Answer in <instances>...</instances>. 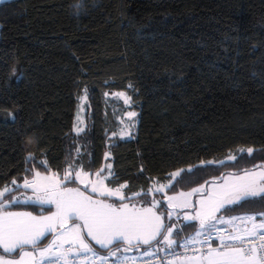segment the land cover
Here are the masks:
<instances>
[{
  "label": "trees",
  "instance_id": "1",
  "mask_svg": "<svg viewBox=\"0 0 264 264\" xmlns=\"http://www.w3.org/2000/svg\"><path fill=\"white\" fill-rule=\"evenodd\" d=\"M75 3L0 4V188L13 178L23 181L29 151L59 175L69 164L94 173L111 162L114 176L106 182L127 183V194L146 191L153 178L166 182L169 173L201 160L224 164L196 170L192 184L167 192L220 181L264 161V151L242 159L238 152L264 149V0H87L80 15ZM85 86V131L77 136L73 127ZM114 92L128 93L132 105ZM128 110L137 112L134 134L111 137ZM229 154L238 160H227ZM158 197V208L167 209ZM136 199L151 204L153 198ZM260 199L218 214H258L264 211ZM10 206L51 210L36 203ZM186 224L197 225L183 222L173 233L178 242L196 229Z\"/></svg>",
  "mask_w": 264,
  "mask_h": 264
},
{
  "label": "snow or ice",
  "instance_id": "2",
  "mask_svg": "<svg viewBox=\"0 0 264 264\" xmlns=\"http://www.w3.org/2000/svg\"><path fill=\"white\" fill-rule=\"evenodd\" d=\"M4 0H0V4ZM87 0H76L74 5L75 14H86ZM131 87V86H130ZM87 86L83 89V95L78 96L81 102L88 99ZM105 95H108L105 93ZM124 98V103L130 105L131 97L125 96L123 92L114 93ZM82 109V104L78 105ZM137 115L129 111V118ZM13 123L17 117L8 113ZM79 121V112L77 113ZM134 125L130 124V127ZM73 131L79 136L85 131L78 124L74 125ZM115 135V133H114ZM34 141L38 146L39 140L34 137H27L29 144ZM264 151L247 147L238 149L242 159L244 154L252 157L254 152ZM77 149V155H79ZM46 153L41 151V157ZM108 154L105 158L107 159ZM229 161H237L234 154L227 156ZM224 164V161L201 160L199 165L188 166L177 169L168 174V182L161 183L159 179L153 178V182L147 190H141L127 194L124 190L129 187L127 183L119 184L118 187H109L105 181L114 176L111 171V164L94 174L74 167L69 164L61 179L57 173L50 172L47 160L37 157L36 153L29 151L25 156V168L23 183L18 184L17 180H11V186L5 185L0 188V264H73L69 257L73 254L92 253L98 260L105 257L98 255L93 244L100 249L108 250L111 255L113 247L124 245V251L132 247L142 248L153 244L157 251H167L171 259H166L165 264H264V211L243 217L232 216L225 219L224 215H217L231 211L228 206L244 202L256 203L251 200L254 197H261L259 203L264 207V161L254 164L252 169H242V174H229L220 177L223 183L217 184L213 179L211 184L208 181L190 191H179L175 195H168V189H174L177 184H192L196 170H206L207 165ZM39 168H44L41 172ZM107 170V175L105 171ZM143 171V168L141 169ZM73 172L75 173L73 175ZM49 173V174H45ZM95 179H92V176ZM31 177V178H29ZM79 183L81 188L68 187V184ZM114 183V181H113ZM207 185V187H206ZM20 187L31 189L35 194V201L41 206L45 204L54 205L55 211L51 215L34 216L30 212L4 211L9 205L20 203L19 197L12 195ZM154 193H163V200L167 201L165 213H158L156 209L162 206V200L153 197L150 206H137L132 201L137 197H147ZM10 196V198H5ZM198 196L199 199L193 200ZM32 198L29 197L28 200ZM112 201V202H109ZM27 202V201H26ZM192 208L193 214L185 213L186 222L198 221L199 227L179 247L185 250V254H178L174 245L178 241L173 238L175 225L165 223V219L171 221L177 209ZM257 216L261 217L257 222ZM241 221L236 224L235 221ZM217 223L228 224L230 230L225 231L217 227ZM185 226L196 227L186 224ZM54 234V239L47 247H40L46 234ZM58 233V234H57ZM179 236L180 232L177 231ZM215 235L219 245L213 247L209 243L210 238ZM203 237V239H201ZM202 245V247L189 248V245ZM203 245H206L204 247ZM67 246V247H65ZM30 248L31 251L26 249ZM55 249V253H53ZM191 252V255L187 253ZM146 251L145 255H152ZM18 258H15L17 257ZM88 255L83 256L81 264L90 260ZM127 257H124L121 264H126Z\"/></svg>",
  "mask_w": 264,
  "mask_h": 264
},
{
  "label": "crops",
  "instance_id": "3",
  "mask_svg": "<svg viewBox=\"0 0 264 264\" xmlns=\"http://www.w3.org/2000/svg\"><path fill=\"white\" fill-rule=\"evenodd\" d=\"M5 1H8V0H4V2ZM109 158V157H108ZM51 172H53V171H51ZM87 172V171H86ZM240 174H242V173H239V174H236V175H240ZM229 174H226L225 176H228ZM93 178L95 177L94 175L92 176ZM168 181H166V182H163V183H167ZM216 183L217 184H221V183H223V180H220V181H216ZM106 184H107V182H106ZM209 184H211V182L209 183ZM108 185V184H107ZM109 186V185H108ZM109 187H113V186H109ZM206 187H207V185H206ZM81 190H83V189H81ZM189 191V190H188ZM174 194H177V193H174ZM158 195H163L164 196V194L163 193H154V194H152V195H150V197H154L155 199H158L159 197H158ZM156 196V197H155ZM193 200H196V199H199V197L198 196H196V197H193L192 198ZM109 202H112V201H109ZM132 203H136L137 204V206L139 207V206H141V204H143V206H150V204H144V203H141L140 201H138L137 199L136 200H134V201H132ZM37 204V203H36ZM167 205V204H166ZM43 206H50L51 207V210H49L48 212H45V213H37V212H35V211H33V210H31L30 208H24V207H20V206H8L6 209H4V211H11V212H30V213H32V215H34V216H41V215H45V216H47V215H51V213L52 212H54L55 211V207H54V205H50V204H45V205H43ZM169 209H165V210H162V208H157L156 209V211L158 212V213H165L166 214V212L168 211ZM178 210H182V209H177L176 210V212L174 213V215L172 216V218H171V221H169V220H167V219H165V223L167 224V223H171V224H174L175 225V229H174V231L176 230V229H180L181 228V224L183 223V222H186L185 220H184V215H185V213H188V214H193V209L192 208H186V211L185 212H182V213H178ZM218 216H219V214H217ZM247 215H253V214H241V215H234V216H239V217H243V216H247ZM230 217H232V216H224V218L225 219H229ZM260 219H262L261 217H259V216H257V222H259L260 221ZM190 222H196V228H198L199 227V222L198 221H190ZM235 223L236 224H241V221H235ZM220 223H217V225H219ZM225 225H228V224H225ZM229 226V225H228ZM241 226H243L242 224H241ZM230 227V226H229ZM196 230V229H195ZM195 230L192 232V233H190V234H187V235H185V236H183L182 238H181V240H180V242H178V244L177 245H174V246H178L180 243H183L184 242V240H186L189 236H191L194 232H195ZM174 233V232H173ZM58 234V233H57ZM174 238V237H173ZM43 239H49V242L47 243V244H45L44 246H41V248H43V247H47L48 246V244L49 243H51V241L54 239V234H52V233H48V234H46V238H43ZM42 239V240H43ZM174 239H176V238H174ZM177 241H179L178 239H176ZM90 243H92L93 244V247H94V249H100L99 248V246L98 245H95L94 244V242H91L90 241ZM124 245H119L118 246V249H117V247L112 251V252H115L116 254L115 255H128V254H136V255H139V254H141V253H143V252H146V251H148V250H151V249H156V247H155V244H153V246L151 247V248H148V247H142V248H136V247H132L129 251H124L123 249H124ZM2 250V249H1ZM26 250H28V251H31V249L30 248H28V249H26ZM0 254H3L2 252H0ZM15 258H18V256L17 257H15Z\"/></svg>",
  "mask_w": 264,
  "mask_h": 264
},
{
  "label": "built area",
  "instance_id": "4",
  "mask_svg": "<svg viewBox=\"0 0 264 264\" xmlns=\"http://www.w3.org/2000/svg\"><path fill=\"white\" fill-rule=\"evenodd\" d=\"M218 228L223 229L225 231L230 230V227L228 225L225 224H220L217 225ZM201 239H203V237H201ZM209 243L212 244L213 247H216L219 245V240L215 237V235H213L210 240ZM204 247H206V245H203ZM67 247V246H65ZM193 247H202V245H189V248H193ZM175 251L178 254H185V250L181 247L178 246H174ZM150 252H152V255H145V252L136 255V254H128V255H111L110 252H97L98 255L104 256L105 259L104 260H98L96 258V256H93L92 253H87V254H81L80 256H76L75 254L71 255L69 257V260L73 262V264H81V261L83 260V256L84 255H88L89 257H91L90 260L88 261H84V264H121V261L123 260L124 257H127V261L126 264H165L166 259H171V257L169 256L168 252H160L157 251V249H151L148 250ZM53 253H55V249H53ZM188 255H191V252L187 253Z\"/></svg>",
  "mask_w": 264,
  "mask_h": 264
},
{
  "label": "rangeland",
  "instance_id": "5",
  "mask_svg": "<svg viewBox=\"0 0 264 264\" xmlns=\"http://www.w3.org/2000/svg\"><path fill=\"white\" fill-rule=\"evenodd\" d=\"M114 93H120V92H114ZM114 93H112V97H114L115 99H117V100H119V101H121L125 106H130V105H132V103L130 104V105H126L125 103H124V98L123 97H118V96H116V95H113ZM124 94H125V96H127V97H130L129 96V94L128 93H126V92H123ZM87 101H88V99L86 100V101H84V102H81L80 100H79V105H81L82 104V109L81 108H78V110H77V113L79 112V121L77 120V114H76V118H75V124L74 125H79L80 127H83V128H85V113H86V104H87ZM129 111H134V112H136L135 110H128L127 112H125L124 114H123V116L121 117V129H120V131L119 132H117V133H115V135H114V133L113 134H111V137H114V136H118V137H121V138H127V137H130V136H132L133 134H134V131H135V128H136V125H137V115L135 116V117H132V118H129L128 116H127V113L129 112ZM137 113V112H136ZM130 124L131 125H134V126H132V127H130ZM74 128V127H73ZM108 154V156L107 157H110V154L109 153H107ZM106 164H111V162H106L104 165H103V167L102 168H104L105 167V165ZM39 170L41 171V172H44L45 171V169H41V168H39ZM51 172V171H50ZM88 172V171H87ZM95 173V172H94ZM93 173V174H94ZM45 174H49V173H45ZM75 173L73 172V175H74ZM105 175H107V170L105 171V173H104ZM63 175H64V173L62 174V175H59L58 174V176L62 179L63 178ZM29 178H31V177H29ZM92 179H95V177L93 178V177H91ZM168 181V180H167ZM17 183L18 184H22L23 183V181L22 182H18L17 181ZM78 183V182H77ZM105 183H106V181H105ZM79 184V183H78ZM200 185V184H199ZM199 185H197V186H199ZM9 186H11V183L9 184ZM68 187H73V188H81V189H83V185H81V184H79V186H74V185H67ZM197 186H195V187H197ZM189 191L191 190V189H188ZM188 190H181V191H188ZM179 192V191H178ZM178 192H171V191H168L167 192V194L168 195H175L174 193H178ZM12 195H16L17 197H19V200H20V203H34V201H35V194L32 192V190L31 189H24L23 187H20L18 190H15L14 192H13V194ZM29 197H31L32 199L31 200H28V198ZM27 201V202H26ZM163 201H165L166 202V204H167V201L166 200H163ZM169 211V210H168ZM186 211V210H185ZM184 211V212H185ZM220 225V224H219Z\"/></svg>",
  "mask_w": 264,
  "mask_h": 264
},
{
  "label": "clouds",
  "instance_id": "6",
  "mask_svg": "<svg viewBox=\"0 0 264 264\" xmlns=\"http://www.w3.org/2000/svg\"><path fill=\"white\" fill-rule=\"evenodd\" d=\"M33 143H34V141L30 142L29 144H33Z\"/></svg>",
  "mask_w": 264,
  "mask_h": 264
}]
</instances>
